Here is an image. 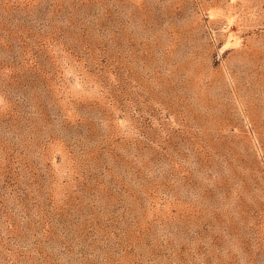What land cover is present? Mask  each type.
<instances>
[{
    "label": "rangeland",
    "instance_id": "1",
    "mask_svg": "<svg viewBox=\"0 0 264 264\" xmlns=\"http://www.w3.org/2000/svg\"><path fill=\"white\" fill-rule=\"evenodd\" d=\"M0 264H264V0H0Z\"/></svg>",
    "mask_w": 264,
    "mask_h": 264
}]
</instances>
